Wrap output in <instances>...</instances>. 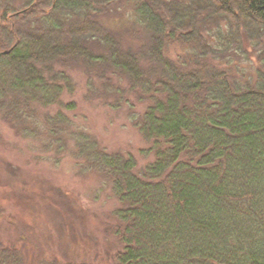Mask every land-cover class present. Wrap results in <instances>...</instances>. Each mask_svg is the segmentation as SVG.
I'll return each mask as SVG.
<instances>
[{"label": "trees", "instance_id": "1", "mask_svg": "<svg viewBox=\"0 0 264 264\" xmlns=\"http://www.w3.org/2000/svg\"><path fill=\"white\" fill-rule=\"evenodd\" d=\"M71 72L143 164L71 128ZM0 118L109 186L115 264H264V0H0ZM0 264L28 263L0 243Z\"/></svg>", "mask_w": 264, "mask_h": 264}, {"label": "rangeland", "instance_id": "2", "mask_svg": "<svg viewBox=\"0 0 264 264\" xmlns=\"http://www.w3.org/2000/svg\"><path fill=\"white\" fill-rule=\"evenodd\" d=\"M123 10L120 15L127 17ZM215 33L216 27L208 31L212 41ZM241 52L233 56L240 60V73L252 75L256 55ZM71 75L73 91L62 101L75 106L61 111L71 128L81 129L107 151L130 153L143 164L137 156L143 143L128 125L125 109L104 107L94 91V98L88 96L79 72ZM57 112L47 111L52 117ZM47 145L44 136L16 135L0 118V243L18 250L28 264H115L111 256L120 246L104 234L102 224L118 207L109 186L84 170L71 147L56 153V147Z\"/></svg>", "mask_w": 264, "mask_h": 264}]
</instances>
